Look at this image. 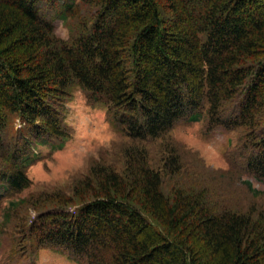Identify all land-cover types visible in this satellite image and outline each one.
<instances>
[{
  "label": "trees",
  "instance_id": "16d2710c",
  "mask_svg": "<svg viewBox=\"0 0 264 264\" xmlns=\"http://www.w3.org/2000/svg\"><path fill=\"white\" fill-rule=\"evenodd\" d=\"M57 1L67 40L49 14ZM74 87L132 145L122 170L92 165L71 194L40 193L47 205L8 199L5 220L35 210L21 226L32 247L79 264H264V202L244 208L192 180L166 191L173 144L161 168L143 146L205 120L236 134L230 166L264 193V0H0V202L30 186L33 143L70 137L61 107Z\"/></svg>",
  "mask_w": 264,
  "mask_h": 264
},
{
  "label": "rangeland",
  "instance_id": "374dc122",
  "mask_svg": "<svg viewBox=\"0 0 264 264\" xmlns=\"http://www.w3.org/2000/svg\"><path fill=\"white\" fill-rule=\"evenodd\" d=\"M59 4L57 1L55 10L49 14L56 35L67 40L71 33L63 18L56 15L58 7L60 11ZM65 99L61 115L70 130V137L59 149L53 148L57 140L33 143L29 152L35 157V162L26 169L31 180L30 186L14 196H1L0 264H79L65 251L53 248L36 249L35 245L32 247L30 244L34 238L24 233L27 232L25 229L24 232L21 231V226L31 224L36 216L35 210L21 205L17 213L12 210L6 218L8 220H5L2 214L9 206L7 201L13 197L17 199L34 193L37 205L41 206L46 203V199L40 193L60 191L71 194V188L85 178L92 165L103 163L116 170H122L124 166V151L132 143L107 120L106 110L90 105L83 91L77 87L72 88ZM205 125V120L181 121L165 139L143 144L148 153V161L155 168H161L162 162L166 160V144H173L172 153L179 156V173L166 179L164 189L170 191L174 180H192L194 185L209 186L211 192H219L225 199L244 208L249 204L263 203L264 193L253 195L246 189L243 180H249L253 188L259 191L263 190L262 184L253 176L240 174L230 166L227 153L237 143L236 134L221 130L207 132ZM13 128L15 131L23 128L19 119L14 121ZM8 136H12L11 132ZM139 147L141 148L140 145ZM173 170L175 172L177 169ZM239 174L242 176L239 177Z\"/></svg>",
  "mask_w": 264,
  "mask_h": 264
}]
</instances>
